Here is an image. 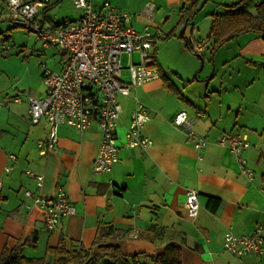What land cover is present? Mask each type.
I'll list each match as a JSON object with an SVG mask.
<instances>
[{
	"label": "crops",
	"instance_id": "1",
	"mask_svg": "<svg viewBox=\"0 0 264 264\" xmlns=\"http://www.w3.org/2000/svg\"><path fill=\"white\" fill-rule=\"evenodd\" d=\"M58 1L46 0L47 20H51L46 16L51 2ZM102 1L92 0L94 8L101 9ZM110 1L130 14L135 29L147 26L151 31L171 34L154 45L159 76L129 94H117L118 160L109 172H94L100 140L96 123L82 132L59 125L55 144L42 152L38 142L47 139L48 124L44 119L30 124L26 118L27 96L45 94L41 67L36 64V70L31 69L30 57L24 55V71L22 75L14 72L12 83L0 69V252L6 245L27 257L45 256L52 264L53 256L45 253L47 246H55L62 238L69 249L89 248L99 226L113 225L119 233L112 243L125 255H156L176 245L181 264H264V249L259 254L235 255L224 250L222 243L228 230L236 235L250 234L257 224L264 223V42L256 33H242L232 39L241 42L240 50L217 49L212 54L209 50L210 59L218 60L210 77L192 75L197 59L181 35L190 41L184 31L196 14L188 23H178L179 7L185 0ZM148 1L154 3L151 19L141 14ZM209 13L206 17L210 20ZM3 19L11 21L9 11L0 14V23ZM207 34H197L192 44ZM173 43L184 50H174ZM4 45V50L8 49ZM44 48L58 52L55 55L52 51L51 69L60 71L64 52L54 46ZM176 52L190 58L182 64H170L169 56ZM128 58L122 56V80L129 78ZM132 60H138L137 53ZM218 66L226 69L219 79L214 73ZM139 104L149 115L142 132L152 144L146 149H129L124 146V133ZM182 109L202 113L193 127L207 141L201 151L170 123ZM226 132L246 136L249 146L242 155L253 171L251 178L240 171L229 148L218 143ZM7 165L12 166L10 171L5 170ZM25 169L43 175L40 188ZM60 185L75 210L49 230L43 223V210L24 197L23 191L52 196ZM187 189L198 192L200 206L195 217L185 208ZM33 235L35 242H31ZM92 253L99 254L97 247Z\"/></svg>",
	"mask_w": 264,
	"mask_h": 264
},
{
	"label": "built area",
	"instance_id": "2",
	"mask_svg": "<svg viewBox=\"0 0 264 264\" xmlns=\"http://www.w3.org/2000/svg\"><path fill=\"white\" fill-rule=\"evenodd\" d=\"M73 4L81 10L80 15L56 22L44 16L46 0H4L14 25L33 30L36 39L42 40L43 47L54 46L64 52L60 71L41 64L45 94L42 97L27 96L26 118L30 124H37L41 119L48 124L47 139L38 142L42 152L55 144L59 125H70L82 132L96 123L100 140L92 169L94 172H109L118 160L120 148L117 94H129L133 88L159 76L154 45L169 34L161 30L151 31L147 26L142 30L135 29L130 24V14L115 8L110 0H103L101 9L94 8L92 0H73ZM153 12L154 3L146 2L141 14L151 19ZM207 46V38L197 40L193 44L194 54L201 55ZM5 48L0 41V52ZM134 53L138 55L137 61L132 60ZM124 54L129 57L126 66L128 80L121 79ZM200 115L201 112L192 114L182 109L170 120L171 125L181 130L198 151L207 143L193 129ZM148 118L145 108L139 104L126 126V148L146 149L152 144L151 138L142 132ZM218 143L229 148L240 171L251 178L253 171L242 155L249 146L246 136L241 132H226L220 136ZM8 156L11 160L16 157L14 154ZM11 169V165L5 166L6 171ZM24 172L35 180L38 188L41 187V173L31 169ZM23 195L43 210V223L49 230L55 228L63 216L75 210L61 185L52 196L34 194L29 189H25ZM184 203L187 214L195 217L200 206L197 190L187 189ZM222 243L224 250L235 255L259 254L264 249V223L257 224L250 234L236 235L228 230Z\"/></svg>",
	"mask_w": 264,
	"mask_h": 264
},
{
	"label": "trees",
	"instance_id": "3",
	"mask_svg": "<svg viewBox=\"0 0 264 264\" xmlns=\"http://www.w3.org/2000/svg\"><path fill=\"white\" fill-rule=\"evenodd\" d=\"M206 0H185L179 7L178 23H188L199 11ZM246 0H227L223 4L224 10L209 13L210 26L207 34L211 54L226 42L236 36L246 33H256L264 42V0L257 1L250 11L243 7ZM171 34H169L170 36ZM186 48L193 52L192 42L183 35ZM202 58L201 55H199ZM156 64V63H155ZM216 203L215 200H210ZM119 231L113 225L99 226L95 239L89 248H67L61 238L55 246H47L46 254L53 256L52 264H181L180 248L176 245L168 246L161 254L134 253L125 255L120 247L112 243ZM36 241L33 235L31 242ZM28 241H25L26 243ZM24 243L22 245H24ZM21 245V246H22ZM97 247L99 254L94 255L92 249ZM104 258L100 261L99 258ZM0 264H49L42 257H27L20 250H12L6 245L0 252Z\"/></svg>",
	"mask_w": 264,
	"mask_h": 264
},
{
	"label": "rangeland",
	"instance_id": "4",
	"mask_svg": "<svg viewBox=\"0 0 264 264\" xmlns=\"http://www.w3.org/2000/svg\"><path fill=\"white\" fill-rule=\"evenodd\" d=\"M257 1L262 0H246L243 7L253 10V4ZM225 0H206L199 12L196 13L193 20L189 22L186 26L184 34L185 36L193 42L194 36L197 34L204 35L207 33L210 20L206 17V14L214 11H223ZM8 9L3 5L0 0V14H6ZM81 10L73 4V0H59L57 3L51 2L49 9L46 11L47 18L53 21H61L64 19H73L80 15ZM0 26V41L3 44L8 46V49L0 52V69H2L3 74L7 76L9 83H12L16 80V77L13 76L14 72H18L22 75L25 65L22 64V59L24 55L30 57V67L34 69L37 68V65L41 66L42 63L46 64L50 69L54 63V56L58 55V52L54 48H44L42 45V40H36V33L33 30H29L22 26H17L12 23L9 19H3ZM193 26V27H191ZM252 35H254L252 33ZM171 38V37H170ZM204 38V37H203ZM202 39V38H201ZM200 40V39H199ZM238 40V39H237ZM237 40H231L226 42L224 45L218 48V50H240L242 46H239L241 42ZM174 44V50H184L181 46L176 43ZM209 44V43H208ZM38 50V51H37ZM210 48L207 47L202 53V61L199 58V55L194 54L195 59H197V68L194 70L192 75H200V77H210L213 73L214 61L217 64V59H210ZM220 54V53H219ZM186 56V57H185ZM190 57L184 55L183 53H174L170 54L168 62L170 64L175 63H184L188 61ZM219 59V56H218ZM23 62H26V59H23ZM126 62L125 57L123 58V63ZM37 64V65H36ZM128 65V64H127ZM222 66L216 67L215 74L218 79L226 74V69L221 68ZM53 70V69H51ZM56 71V70H54Z\"/></svg>",
	"mask_w": 264,
	"mask_h": 264
}]
</instances>
